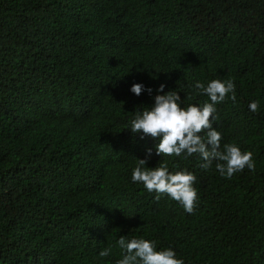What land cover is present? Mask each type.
Returning <instances> with one entry per match:
<instances>
[{
  "label": "trees",
  "instance_id": "trees-1",
  "mask_svg": "<svg viewBox=\"0 0 264 264\" xmlns=\"http://www.w3.org/2000/svg\"><path fill=\"white\" fill-rule=\"evenodd\" d=\"M212 80L235 84L215 105L221 150L255 171L160 157L128 130L157 94L210 102L195 84ZM149 148L147 168L196 176L192 214L132 181ZM121 236L183 264H264V0H0V264H117Z\"/></svg>",
  "mask_w": 264,
  "mask_h": 264
},
{
  "label": "clouds",
  "instance_id": "clouds-1",
  "mask_svg": "<svg viewBox=\"0 0 264 264\" xmlns=\"http://www.w3.org/2000/svg\"><path fill=\"white\" fill-rule=\"evenodd\" d=\"M195 87L209 97L210 102L202 106L188 105L181 107V97L176 91H168L163 95L154 97L153 105L138 111L130 121V130L133 134L142 133L157 139L155 153L158 156H176L182 154L184 158L198 154L204 162L200 168H209L213 161L221 176L231 178L234 173L241 172L245 168L255 171V163L250 151L242 152L234 144L223 145L221 150V134L213 128L212 121L217 117L215 105L223 102L229 93L231 99L236 100L235 84L233 81L212 80L207 86L197 82ZM164 84H160L157 93L163 92ZM151 94L152 89H145L140 83H134L130 91L139 96L142 91ZM249 110L258 112L259 102L253 101ZM202 137L200 133L205 132ZM152 154V149L146 150L144 159H136L137 166L132 170L133 182L142 183L148 192L157 193L155 199L161 195H167L178 202L186 213L194 212L197 200V191L193 187L196 176L186 170L170 172L167 164H160L155 168H147L145 165ZM117 245L123 250V258L117 264H183V260L176 258V253L171 249L156 250L154 242L146 239L131 240L121 236ZM111 248H105L99 252L100 257H107Z\"/></svg>",
  "mask_w": 264,
  "mask_h": 264
}]
</instances>
